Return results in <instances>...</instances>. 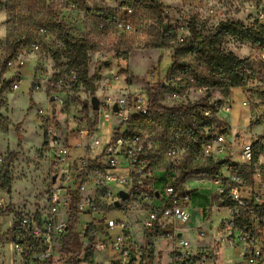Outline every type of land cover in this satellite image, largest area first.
<instances>
[{
	"label": "clouds",
	"instance_id": "1",
	"mask_svg": "<svg viewBox=\"0 0 264 264\" xmlns=\"http://www.w3.org/2000/svg\"><path fill=\"white\" fill-rule=\"evenodd\" d=\"M0 264H264V0H0Z\"/></svg>",
	"mask_w": 264,
	"mask_h": 264
},
{
	"label": "rangeland",
	"instance_id": "2",
	"mask_svg": "<svg viewBox=\"0 0 264 264\" xmlns=\"http://www.w3.org/2000/svg\"><path fill=\"white\" fill-rule=\"evenodd\" d=\"M166 63H168V59H167V57L165 56L163 59H161L160 64H161V66H164V65H166ZM158 175H159V176L161 177V179H162L164 173H158ZM195 185H197V186H195ZM194 186H195L196 188H197V187H200V185L197 184L196 182H192L191 187H194ZM158 187H162V184L158 185ZM207 192H208V189L205 187V188H203L202 192H201L199 195L194 196V197L192 198V199H193V204H194V206H195L196 204L202 203L200 197H201L202 195H206Z\"/></svg>",
	"mask_w": 264,
	"mask_h": 264
},
{
	"label": "crops",
	"instance_id": "3",
	"mask_svg": "<svg viewBox=\"0 0 264 264\" xmlns=\"http://www.w3.org/2000/svg\"><path fill=\"white\" fill-rule=\"evenodd\" d=\"M195 186H197V185H195ZM195 186H194V187H192V188H196Z\"/></svg>",
	"mask_w": 264,
	"mask_h": 264
}]
</instances>
